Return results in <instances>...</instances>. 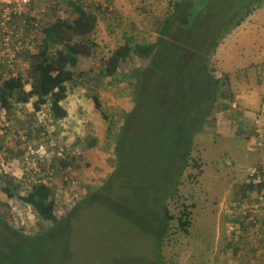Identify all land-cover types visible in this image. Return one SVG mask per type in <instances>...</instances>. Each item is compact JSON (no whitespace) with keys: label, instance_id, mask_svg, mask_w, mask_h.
<instances>
[{"label":"rangeland","instance_id":"374dc122","mask_svg":"<svg viewBox=\"0 0 264 264\" xmlns=\"http://www.w3.org/2000/svg\"><path fill=\"white\" fill-rule=\"evenodd\" d=\"M67 1L70 0H57L60 4L58 16L65 19L72 12ZM174 1L177 0H86L88 6L96 8L98 4L105 10L90 9L97 16L96 28L89 38V43L95 44V53L88 58L80 57L72 70L76 75H85L77 86L67 85V98L61 103L68 113L66 118L54 123L48 116L34 113L32 102L19 105L8 114L0 108V176H7L19 185L15 192L21 196L28 194L34 184L49 186L57 218L68 216L69 207L81 203V209L71 217L72 228L67 231V244L60 256H70L66 264H264V243L257 245L263 250L252 251L255 248L249 247L250 250L245 249L246 254L241 253L236 238L229 239L234 230H230L231 226L228 230L232 221L227 218L229 208H235L229 207L234 202L229 201L227 194L230 184L244 183L249 169L264 161L261 152L264 113L256 114V119L249 118L247 130L254 132V135L250 133L254 139L248 145L240 140V133L235 129V133H231L238 134L239 139L237 135L235 140L225 139L224 126L221 124L219 130L220 125L212 123L214 116L207 118L203 132L194 141L191 152L194 161L183 173L176 196L166 201L173 222L169 231L165 224L163 226L164 242L155 241L150 233H141L142 229L137 226L145 224V228L155 226L158 229L163 225V198L156 208L149 198L165 180L168 167H180L182 160L177 155L181 148L175 143L176 139L171 142L172 139L167 138L171 135L170 129L159 127L158 113L151 114L143 108L132 114L121 146L115 147L120 128L125 124V113L133 108V87L129 80L118 76L138 68L140 63L136 60L124 62L114 78L99 80L97 75L125 38L131 37L134 43H155L157 30ZM54 20L40 19L39 29L32 32L37 46L44 37L42 28ZM255 33L259 34L257 39H254ZM263 33L264 6L226 36L211 57L210 66L218 70L216 76L219 78L223 70L229 73V68L239 73V79L244 82L256 80L257 76V80L262 79L257 85L264 93V76L259 78L258 75L259 68L264 67ZM250 34L252 37L241 44L238 37ZM257 41L261 42V49L255 52L252 44ZM21 63L22 78L30 81L29 63L24 58ZM240 69L251 78L240 73ZM96 83L99 87L94 94L99 96L103 113L94 108L91 100L94 94L88 89ZM25 88L29 90V83ZM221 91L231 97L229 89ZM232 91L234 99L218 96V105L239 103L246 96V92L233 82ZM253 91L258 97L254 104L257 107L264 95H258L255 89L249 94ZM150 97L145 96L146 99ZM154 103L151 108H155ZM161 117L164 119V115ZM109 121L113 123L112 131H108ZM165 122L170 125L167 119ZM247 149L258 156L248 154ZM118 160L123 162L120 167ZM175 161L178 164H174ZM113 168L118 169L104 185ZM167 183L165 181L163 190L167 189ZM106 190L112 192L119 206L104 196ZM90 193L104 196L100 206L82 203ZM112 209L121 215L118 211H108ZM122 211L130 218L138 216V211L142 220L137 224L126 221ZM183 211L190 214V226L186 231L177 223ZM0 213L15 228L29 235L50 225L38 218L30 206L16 199L7 200L1 192Z\"/></svg>","mask_w":264,"mask_h":264},{"label":"trees","instance_id":"16d2710c","mask_svg":"<svg viewBox=\"0 0 264 264\" xmlns=\"http://www.w3.org/2000/svg\"><path fill=\"white\" fill-rule=\"evenodd\" d=\"M67 4L72 9V12L68 14L72 18L65 19V17L58 16L60 4L57 0H32L30 8L28 7L29 12L24 16H13L12 20L10 19L5 24L8 29L14 26V30L18 27L20 29V25L25 24L21 29L22 38L20 39H23L39 29L40 20L30 16L33 8L45 6L46 9H50V15L55 18L54 22L42 28L41 33L44 37L38 44L36 53L30 55L27 52L22 56L30 66L28 69L30 81L24 80L20 75L0 84V108L5 113H11L17 106L32 102L34 113L42 112V109L47 107L48 111L44 113L54 123L66 118L67 111L61 103L67 98V85L73 83L72 85L77 86L79 79L85 75V73L76 75V72L72 70L77 67L80 57L88 58L95 53V44L89 43L91 42L89 38L97 25V16L90 10L96 8L88 6L86 0H70ZM263 6L264 0L174 1L170 12L168 11L169 13L157 30L158 36L155 43H134L131 37L125 38V42L110 54L103 64L104 67L99 70L97 75L99 80L114 78L124 62L136 60L140 63L138 68L118 76L123 80H129L133 87V108L128 114L125 113V124L120 128L115 147L121 146L132 114L143 108L145 112L158 113L156 117L159 120V127L170 129L171 135L167 138H171V142L176 139L175 143L181 148V152L177 155V158L182 160L180 167L169 166L164 176L165 180L161 181V185L157 188V183H155L156 190L149 198L153 200L155 208L163 198L161 218L163 225L158 229L155 226H153L154 229L145 228V224L137 225L142 229L141 233L152 234L155 241L164 242L162 239L165 231L164 224L168 231L171 229L170 225L173 221L169 216L166 201L176 196L183 173L187 171L190 162L194 161V158H191V152L196 137L203 132L207 118L211 119L216 112L229 107L226 106L227 104L218 105L217 97L234 99L231 77H229L232 73L220 71L218 78L216 76L218 70L210 66V59L215 55L226 36ZM101 10L103 12L105 8ZM259 70L258 75L264 76V67ZM28 83L30 88L26 90L25 86ZM96 87H99L98 83L88 89L94 94ZM221 89H229L231 97H228ZM145 96L151 97L146 99ZM91 100L94 108L103 113L99 96L94 94ZM153 103L155 108H151ZM263 112L264 99L258 114H263ZM161 114L164 115V119ZM165 119L170 122V125L165 122ZM112 125L113 123L109 121L108 131H112ZM117 162L119 167L123 164L122 160ZM174 164H178V161ZM118 168H113L104 185L109 183ZM165 181L168 182L167 191L163 190ZM249 185L254 186L252 182L239 185L242 186L238 195L242 198L241 202L246 198L245 190ZM237 187L238 183L237 185L234 183L230 191H235ZM18 188L19 185H15L13 180L7 176H0V192L7 200L16 199L30 206L38 218L50 225L29 235L22 229L15 228L0 213V264H66L65 261L70 256H60L64 251V245L67 244V231L72 228L71 217L74 218L81 209V203L77 202L70 206L68 216L57 218L54 214L55 203L51 190L46 184H34L25 197H20L15 192ZM105 193L104 196L109 197L115 206L120 205L116 204L117 199L113 197L112 192L106 190ZM99 196L90 193L82 203L86 206L92 204L100 206L99 203L104 196ZM233 197L237 195L231 193L228 196L229 201ZM125 209L126 207L123 208ZM137 213H139L138 216L130 218L122 211V216L126 217H123L126 221L137 224L142 220L141 213L138 211ZM117 214L121 215L119 211ZM249 222L255 229L257 219L254 218ZM177 223L183 231L188 230L189 212L183 211L182 218H179Z\"/></svg>","mask_w":264,"mask_h":264},{"label":"crops","instance_id":"0c3cea01","mask_svg":"<svg viewBox=\"0 0 264 264\" xmlns=\"http://www.w3.org/2000/svg\"><path fill=\"white\" fill-rule=\"evenodd\" d=\"M67 2H69V1H67ZM149 3L150 2L148 1L147 4L149 5ZM50 19L53 20L55 18L53 16H51ZM258 35L259 34L255 33L254 39H257ZM245 36H247V35H245ZM245 36L241 37V39H239L240 37H238V40L241 41V44L248 41L249 38L252 37L251 34H250V36H247V37H245ZM261 37L264 38V33L262 34ZM261 40H262V38H261ZM252 45H253V49L255 52H257L259 49H261L260 48L261 42L259 43L257 41V42H254ZM225 53H227V52H225ZM263 66H264V64H263ZM249 69L245 70L246 72H248V74H249ZM229 71L232 73L229 76V77H231L230 78L231 85L233 82V85L235 84L238 88L244 90L246 92V96L242 97V100L239 103L235 101L231 105L227 104L226 106H229V107H225L224 109H221L218 112H216L212 123L213 124L215 123V125L216 124L220 125V126H218L219 130H221V124H222V126H224L223 137H225V139L235 140L236 135H237L236 139H239L238 134H236L234 136L231 133L232 131H233V133H235L233 130V129H235L237 131V133H240L239 134L240 140H242V139L245 140L246 144L248 145L249 142L252 141V139H254L252 136H250V133H253V135H254V132H251V131L249 132L247 130V127L250 126L249 118L256 119V116H257L256 114L259 113L260 108H261V101L258 102L257 107L254 106V104L258 101V97H256L255 91H253L251 94H249V92L252 91L253 89H255L258 92V95H264L263 94V88H261L257 85V83L262 82V79L257 80V76H256V80L253 78V80L250 79V81L244 82L241 79H239L240 78L239 73L235 72L233 69H230V68H229ZM240 73L246 75V73L243 71V69H240ZM246 76L248 78H251L250 75H246ZM260 77L261 76H259V78ZM3 82H5V81L0 82V84ZM246 83H249L251 85V88L247 87ZM259 100H260V97H259ZM225 109H229V110H225ZM67 115H68V113H67ZM253 125H256L255 121L253 122ZM257 151H261V150H257ZM246 152L248 154H253V155L258 156L257 155L258 153L256 154V153L250 151L249 149H247ZM261 152L264 153V146H263V150ZM260 163H264V161H260L257 164H260ZM254 180H255V178L246 177V180L244 183L252 182L254 186H251V185H249V187L247 186V188L245 190L246 198L243 200V202H241L242 198L238 197L239 191L241 192V190H242V186L240 187L238 185V187L236 188L235 191L232 192L229 190L227 192L228 196H230L231 193H234L237 195V197L230 198L231 201L235 200V202H232V204H231L232 206H235V208L234 209L229 208V210H228L227 218H229L232 221V223H231L232 225L228 224L229 225L228 230H229L230 226H231L230 230H234V232H231L232 234H230L231 236L229 237V239L233 240L234 237L236 238V239H234L237 241L235 243H237V246L239 247V251L243 254H246L245 249H247V248L249 249V247H251V250H252V247L255 248L252 251L263 250V249H259V247L257 246V245L261 246V244L264 243V203H261L258 200V197L263 196V190H262L263 184H259L257 186L254 184ZM230 187L232 188L233 184H230ZM19 196L25 197V196H21V195H19ZM238 198H239V200H238ZM236 200H238V202ZM254 218L257 219L255 229L253 226H251V223L249 222V220H253ZM255 238H258L260 241L257 242Z\"/></svg>","mask_w":264,"mask_h":264},{"label":"built area","instance_id":"2783aa9c","mask_svg":"<svg viewBox=\"0 0 264 264\" xmlns=\"http://www.w3.org/2000/svg\"><path fill=\"white\" fill-rule=\"evenodd\" d=\"M32 0H0V82L10 78H16L22 73L21 56L28 52L30 55L36 53L37 42L34 41V35L21 37V29L25 24L20 25L14 30L5 27V24L13 16H24L29 12ZM45 10H42L44 13ZM30 16L39 19L35 11L30 12ZM32 24L35 26L34 22ZM20 30L18 33L15 31ZM40 115L44 117L41 112ZM254 169V170H253ZM251 177L262 176L264 180V164L254 167L250 170Z\"/></svg>","mask_w":264,"mask_h":264},{"label":"clouds","instance_id":"9594fccd","mask_svg":"<svg viewBox=\"0 0 264 264\" xmlns=\"http://www.w3.org/2000/svg\"><path fill=\"white\" fill-rule=\"evenodd\" d=\"M98 6H99V8L101 9V6H100V5L95 4V7H96V8H97ZM42 10H45V12L42 13ZM31 11H35V12L37 13L38 17H39V20L41 19V21L45 20L46 18H47V20H49V19L51 18L50 10H49V9H46L45 6H41L40 8H33ZM49 15H50V16H49ZM43 36H44V35H43ZM21 58H23V57L21 56ZM20 75H22V73H21ZM45 111H48V110H46V109H42V113L44 114V116H46L45 113H44ZM36 113H39V115H40L41 112H36ZM263 113H264V112H263ZM262 115H263V114H262ZM40 116H41V115H40ZM262 164H264V163L256 164V165L253 166L252 168L257 167V166L262 165ZM252 168H250L249 171H248V175H249L250 178H252V177L250 176V170H251ZM253 178H255V180H254V184H255V185L258 186L259 184H263V188H262V190H263V196L258 197V200H259L261 203H264V180L262 179V176H259V177L255 176V177H253ZM48 187H49V186H48Z\"/></svg>","mask_w":264,"mask_h":264}]
</instances>
